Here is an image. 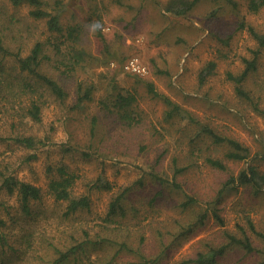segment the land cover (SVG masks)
<instances>
[{
	"label": "rangeland",
	"instance_id": "1",
	"mask_svg": "<svg viewBox=\"0 0 264 264\" xmlns=\"http://www.w3.org/2000/svg\"><path fill=\"white\" fill-rule=\"evenodd\" d=\"M165 1L127 0L119 5L111 0H62L61 22L64 26L81 22L85 27L84 46L100 59H89L86 66L78 68L73 80L67 83L63 80L68 92L64 99H57L49 92L43 94L39 121L23 116L19 108L18 101L29 104L28 94L0 99V177L1 173L11 174L42 189V197L32 202L29 214L21 212L16 193L0 189V220L5 221H0V234H4L0 235V264H73V258L54 263L56 250H65L81 241L84 230L93 239L96 230L102 231L109 224L105 216L113 195L121 186L134 184L138 178H143V184H135L129 193L128 217L121 222L129 225L135 235L145 238L144 251L148 254L160 252L162 242L156 234L159 229L163 231L166 244H171L165 254H158L155 264H169L194 255L209 244L218 245L225 241L223 228L239 234L240 227L250 233L258 251L247 252L234 245L213 264H264L261 239L247 228L250 219L264 232V190L255 193L250 187L240 186L224 193L219 203L211 205L202 225L178 238L171 236L176 219L182 223L195 220V215L216 198L217 189L229 172L236 174L247 162L228 159L225 146H207L206 142L201 154L220 158L228 171L217 170L203 162L202 157H195L197 165L186 169L179 178L181 191H165L152 202L158 186L149 170L155 166V170L171 177L173 156L186 161L189 137L181 134L186 119L164 120L166 104L148 90L147 84L152 82L155 90L180 104L201 123L249 146L250 154L257 156L254 163L264 172V158H260L264 153V118L254 108L255 103L264 106V45L259 46L245 28L239 27V21L244 20L264 31V7L253 13L247 10L245 0H237V7L224 2L221 5L219 0H202L188 17L175 19L163 9ZM218 6L221 9L208 22L209 12ZM0 11L3 45L19 56H24L35 40L49 36L45 19L30 16L27 5L14 7L8 0H0ZM98 32L105 37L106 50ZM253 56L257 67L242 84L252 96L249 100L236 93L235 84L226 73H239L244 68L243 59ZM15 59L12 55L5 60L6 82H13L16 75V69L10 68ZM131 59L137 60L143 68L141 72L127 68ZM208 60L215 61V69L200 83L199 70ZM155 66L166 71H157ZM43 70L49 76L57 74L48 63ZM86 78L96 82L97 90L92 101L76 107L75 81ZM113 83L135 95L134 105L143 123L131 140H125L126 147L115 145L114 138H110L116 131V121L114 116L107 117L99 103L101 98L110 97ZM94 115L98 118L99 136L93 138L95 143L91 146L88 130ZM185 127L193 130L196 125ZM21 136H31L32 146L16 139ZM138 143H145V148L139 150ZM60 166L76 174L73 193L89 196L88 209L66 214V201L55 200L48 191L47 183ZM98 178L107 180L111 188H97ZM186 193L197 197L199 202L179 207ZM212 206L217 208L222 224L212 216ZM3 242H8L9 247L1 246ZM104 247L91 244L85 254L77 253L78 264H109L106 263L109 260L110 264L136 262L133 255L121 253L116 258L115 249Z\"/></svg>",
	"mask_w": 264,
	"mask_h": 264
},
{
	"label": "trees",
	"instance_id": "2",
	"mask_svg": "<svg viewBox=\"0 0 264 264\" xmlns=\"http://www.w3.org/2000/svg\"><path fill=\"white\" fill-rule=\"evenodd\" d=\"M9 3L18 7L21 5H27L29 7V15L36 19H45L46 27L49 32V36L44 40H35L29 51L24 56H19L18 52H12L9 48L3 45V38L0 37V99H8V96L13 98L21 97L22 95H29V104L23 105L18 101L19 108L23 111V116L33 119L34 121L40 120L41 103L43 94L49 92L57 99H64L67 97V90L63 87V80H73L78 68L87 65L89 59H100L98 56L93 55L84 46L83 37L85 36V27L81 22H69L64 24L61 22V13L63 11L62 0H8ZM119 5L126 4L127 0H111ZM144 1V0H143ZM202 0H166L164 2L163 9L169 13L175 19L185 18L193 11L196 5ZM221 5L223 2L225 5H232L237 7V0H219ZM161 5V4H160ZM246 8L249 12H258L264 7V0H245ZM221 7H214L209 12L208 22L216 16V12ZM1 12V11H0ZM13 17V16H12ZM10 17V19L12 18ZM9 19V18H8ZM239 27L245 28L258 42L259 46L264 45V31H259L255 26L246 23L244 20L239 21ZM97 36L102 41L103 45L106 44L105 37L101 32H98ZM107 46L105 45V50ZM107 56L109 51L106 52ZM256 54V53H255ZM14 56L15 62H13L11 69H16V75L13 78V82H6V72H4V63L7 57ZM107 58V57H105ZM105 61V60H104ZM108 61V58H107ZM244 68L237 74H233L231 71L226 73L228 79L232 80L235 84V91L237 94L252 100L250 92L243 87V81L248 74L256 69V57L244 58ZM48 63L53 65L54 70L57 72L55 76H49L47 72L43 70L44 64ZM216 63L214 60H208L204 66L199 70L198 77L199 82L202 83L205 79L211 75L215 69ZM157 71H166V69L155 66ZM148 90L155 96H160L166 104V109L163 113L165 121L172 122L177 120H187L186 125L194 124L196 127L193 130L182 126L181 134L188 136V150L187 158L185 162H181L177 156H173L171 162L172 175L168 177L167 173L159 172L155 170V166H152L149 170V175L154 179V183L158 186L151 198L152 202L162 197L165 191H181V175L183 172L195 165L197 160L195 157H202L203 162L211 167L220 170L228 171L227 164L218 157L204 154L201 152L204 148V144L221 145L227 149L225 156L232 160H245L247 165L240 169L236 174L230 173L223 180L219 188L217 189L216 198L195 217L196 219L190 223L179 222L175 220L176 226L174 231L171 232V236L178 238V236L186 235L193 232L198 226L202 225L207 218L208 211L211 209V205L219 203L221 196L233 189H237L240 186H246L253 189L255 193L264 190V172L258 169L254 161L257 156L250 154L249 146L242 143L240 140L233 136L222 134L215 130L207 123H201L198 121L188 110L183 108L177 102L171 100L168 96L160 94L153 87L152 82H148ZM12 87H15L12 89ZM12 89V90H11ZM44 90V92H43ZM75 94H76V107L81 106L87 101H92L94 93L97 90V85L94 80L76 79L75 81ZM2 102V101H0ZM135 95L129 91H123L116 83L112 85V92L107 99L101 98L99 103L103 108L107 117L114 116L116 121V131H113L109 136L114 138V144H122L126 147V139H130L135 136V130L142 128L143 123L139 112L134 105ZM254 108L262 114L264 118V106L260 107L257 103L254 104ZM181 119V120H180ZM97 116L91 117V125L88 133L90 135V145L93 146L95 137L99 136V132L96 128ZM189 123V124H188ZM114 130V129H113ZM156 132V131H155ZM102 137V135L100 136ZM181 137V136H180ZM180 137H177L180 140ZM26 146H32L33 138L31 136H21L16 138ZM103 140L106 142L105 136ZM264 148V137H263ZM139 150H143L146 146L145 143L137 144ZM206 146V147H207ZM66 149H70L67 147ZM99 149V147H97ZM121 154L125 153V150H120ZM89 155V152H84ZM260 158H264L263 155ZM159 157L156 159L158 162ZM76 174L60 166L57 169V174L51 177L47 183L48 191L53 195L57 201H66V214H73L74 212L90 207V198L87 194L75 195L73 193V186L76 181ZM95 185L97 188L110 189L111 184L107 180L98 178ZM128 185L121 186L112 197L109 202L108 209L105 216V221L109 224L103 226L102 231L96 230V236L90 238L87 230H84L85 237L81 241L66 247L65 250H56L58 256L55 258V262L61 263L62 260L66 261L73 258V264H78L79 257L77 253L85 254L91 247V244L104 245L106 249H115L114 257H120V255L128 254L133 255L136 258V262L133 264H155L159 259V253L165 254L169 248L170 243L166 244L165 234L161 229L158 230V236L160 238L161 246L160 252L157 255L154 253H146L144 251L143 236L135 235L131 232V227L127 224L123 225L122 220L128 217V211L126 200L128 201L129 193L134 190V185L138 186L143 184V178H138ZM0 189L6 190L9 194L16 193L19 202L20 210L23 214H29L32 208V202L39 200L42 197V189L40 186L31 182L18 179L11 174L1 173L0 177ZM199 202L198 198L188 193L185 194V198L178 203L179 207H186L190 204ZM135 209V208H132ZM212 216L222 222V218L218 213L216 207L212 206ZM4 223V220H0ZM220 222V223H221ZM223 223V222H222ZM221 223V224H222ZM248 230L261 239V244L264 249V232L258 230L254 223L249 219L247 221ZM181 229V230H178ZM106 229V232L103 231ZM177 229V230H176ZM101 233H106L101 234ZM2 237L4 234H0ZM98 235V236H97ZM224 242L218 245H207L205 249L198 250L194 255H190L179 260H174L169 264H213L217 258L221 256L229 247L238 245L247 252L258 251L257 246L254 243L250 233L243 227H240V233L231 232L223 228ZM95 243H92V242ZM9 247L8 242L1 243V246ZM4 246V247H5ZM2 247V248H4ZM55 252V253H56ZM168 254V253H167ZM166 254V255H167ZM150 255H153L151 257ZM106 263H111V260ZM262 264V263H258Z\"/></svg>",
	"mask_w": 264,
	"mask_h": 264
},
{
	"label": "built area",
	"instance_id": "3",
	"mask_svg": "<svg viewBox=\"0 0 264 264\" xmlns=\"http://www.w3.org/2000/svg\"><path fill=\"white\" fill-rule=\"evenodd\" d=\"M126 65L128 69H133L134 71L141 72L143 70V68L139 66V64L137 63V60L135 59L129 60Z\"/></svg>",
	"mask_w": 264,
	"mask_h": 264
}]
</instances>
